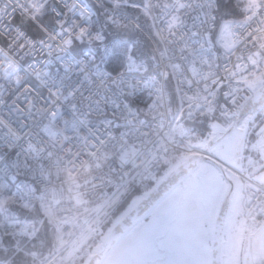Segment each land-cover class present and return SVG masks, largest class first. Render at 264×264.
I'll return each mask as SVG.
<instances>
[{
  "label": "snow or ice",
  "instance_id": "6c2138e0",
  "mask_svg": "<svg viewBox=\"0 0 264 264\" xmlns=\"http://www.w3.org/2000/svg\"><path fill=\"white\" fill-rule=\"evenodd\" d=\"M0 264H264V0H0Z\"/></svg>",
  "mask_w": 264,
  "mask_h": 264
}]
</instances>
